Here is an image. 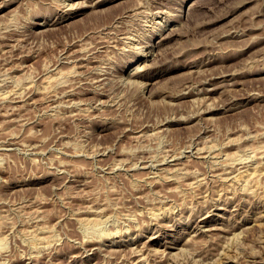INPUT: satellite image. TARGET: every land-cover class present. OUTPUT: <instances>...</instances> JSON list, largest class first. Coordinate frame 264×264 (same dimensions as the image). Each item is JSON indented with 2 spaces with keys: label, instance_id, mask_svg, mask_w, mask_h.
<instances>
[{
  "label": "rangeland",
  "instance_id": "374dc122",
  "mask_svg": "<svg viewBox=\"0 0 264 264\" xmlns=\"http://www.w3.org/2000/svg\"><path fill=\"white\" fill-rule=\"evenodd\" d=\"M0 94V264H264V0H0Z\"/></svg>",
  "mask_w": 264,
  "mask_h": 264
},
{
  "label": "bare ground",
  "instance_id": "6f19581e",
  "mask_svg": "<svg viewBox=\"0 0 264 264\" xmlns=\"http://www.w3.org/2000/svg\"><path fill=\"white\" fill-rule=\"evenodd\" d=\"M217 2H218V1H217ZM160 3H161V2H160ZM149 5H150V4H149ZM146 8H147V7H146ZM146 8H145V9H146ZM149 8H150V7H149ZM161 8H162V7H161ZM140 9H141V8H140ZM156 10H157V9H156ZM160 10H161V9H160ZM146 11H147V10H146ZM148 11H149V10H148ZM150 11H151V10H150ZM169 12H170V11H169ZM138 13H139V12H138ZM143 13H144V12H143ZM146 13H147V12H146ZM150 13H151V12H150ZM155 13H156V12H155ZM138 15H139V14H138ZM159 15H160V14H159ZM131 19H132V18H131ZM134 21H135V20H134ZM145 21H146V20H145ZM167 22H168V21H167ZM115 23H116V22H115ZM145 25H146V24H145ZM163 27H164V26H163ZM142 29H143V28H142ZM155 29H158V28H155ZM160 29H161V28H160ZM162 29H163V28H162ZM158 30H159V29H158ZM141 31H142V30H141ZM134 33H135V32H134ZM168 34H169V33H168ZM144 35H145V34H144ZM140 39H141V38H140ZM164 39H165V38H164ZM167 39H168V38H167ZM161 41H162V40H161ZM127 43H128V42H127ZM129 44H130V43H129ZM139 44H141V43H139ZM134 46H135V45H134ZM149 46H150V45H149ZM135 47H136V46H135ZM137 47H138V46H137ZM144 50H145V49H144ZM148 51H149V50H148ZM71 58H72V57H71ZM71 58H70V59H71ZM75 58H76V57H75ZM76 59H77V58H76ZM79 62H80V61H79ZM139 62H140V61H139ZM212 62H213V61H212ZM75 63H76V62H75ZM145 63H146V62H145ZM81 65H82V64H81ZM143 65H144V64H143ZM75 67H76V66H75ZM95 67H96V66H95ZM139 67H140V65L137 66V71L139 70ZM95 69H96V68H95ZM57 70H58V69H57ZM59 70H60V69H59ZM68 71H70V70H68ZM73 71H74V70H73ZM97 71H98V70H97ZM64 72H65V70H64ZM104 72H105V71H104ZM223 72H224V71H223ZM62 73H63V72H62ZM67 73H68V72H67ZM225 73H226V72H225ZM229 73H230V72H229ZM229 73H228V74H229ZM48 74H49V73H48ZM50 74H51V73H50ZM129 74H130V73H129ZM78 75H79V74H78ZM131 75H132V74H131ZM48 77H49V76H48ZM53 77H54V75H53ZM53 77H52V78H53ZM58 77H60V76H58ZM61 77H62V76H61ZM131 77H132V76H131ZM52 78H49V79L51 80ZM76 78H77V77H76ZM95 78H96V77H95ZM120 78H121V77H120ZM132 78H134V76H133ZM207 78H208V77H207ZM49 79H48V80H49ZM60 79H61V78H60ZM62 79H63V78H62ZM99 79H100V78H99ZM127 79H128V78H127ZM202 79H203V78H202ZM205 79H206V78H205ZM227 79H228V78H226V80H227ZM4 80H5V79H4ZM4 80H3V81H4ZM7 80H8V79H7ZM48 80H47V81H48ZM50 80H49V81H50ZM54 80H55V79H54ZM133 80H134V79H133ZM133 80H132V82H133ZM139 80H140V79H139ZM199 80H201V79H199ZM93 81H94V80H93ZM98 81H99V80H98ZM135 81H136V80H134L133 84L135 83ZM137 81H138V80H137ZM194 81H195V80H194ZM196 81H197V80H196ZM211 81H212V80H211ZM123 82H124V81H123ZM127 82H128V80H127ZM130 82H131V79H130ZM132 82H131V83H132ZM52 83H53V82H52ZM139 83H140V82H139ZM141 83H142V82H141ZM48 84H49V83H48ZM136 84H137V83H136ZM143 84H144V83H143ZM31 85H32V84H31ZM190 87H191V86H190ZM195 88H196V87H195ZM1 89H2V88H1ZM36 91H37V90H36ZM67 91H68V90H67ZM100 92H101V91H100ZM69 93H70V91H69ZM101 93H102V92H101ZM196 93H197V92H196ZM182 94H183V93H182ZM194 94H195V93H194ZM0 96H1V94H0ZM5 96H6L5 93H4V96H3V94H2V97H5ZM7 97H8V96H7ZM95 98H96V97H95ZM196 98H197V97H196ZM198 98H199V97H198ZM1 100H2V99H1ZM63 101H64V100H63ZM236 104H237V103H236ZM59 105H60V104H59ZM231 105H232V104H231ZM244 105H245V104H244ZM71 107H72V106H71ZM227 107H228V106H227ZM75 108H76V107H75ZM97 108H98V107H97ZM87 109H88V108H87ZM77 110H78V109H77ZM98 111H99V109H98ZM202 111H203V110H202ZM54 113H57V112H54ZM73 113H74V112H73ZM76 113H77V112H76ZM58 114H59V113H58ZM58 114H57V115H58ZM59 115H61V114H59ZM49 116H50V115H49ZM54 116H55V115H54ZM189 116H190V115H189ZM190 117H191V116H190ZM187 118H188V117H187ZM200 119H201V118H200ZM188 120H189V119H188ZM163 123H164V122H163ZM160 127H161V126H160ZM207 127H208V126H207ZM154 131H155V130H154ZM160 131H161V130H160ZM154 133H155V132H154ZM157 133H158V132H157ZM152 134H153V133H152ZM145 136H146V135H145ZM211 140H212V139H211ZM198 141H199V139H198ZM204 141H205V140H204ZM201 142H202V140H201ZM205 142H206V141H205ZM208 142L210 143V141H208ZM209 143H208V144H209ZM215 143H216V142H215ZM205 145H206V144H205ZM212 145H213V144H212ZM215 145H216V144H215ZM216 146H217V145H216ZM200 147H202V149H204L203 146H200ZM209 147H210V146H209ZM209 147H208V148H209ZM211 147H212V149H213V146H211ZM221 147H223V146H221ZM205 148H206V147H205ZM208 148H207V149H208ZM223 148H224V147H223ZM196 149H197V148H196ZM207 149H206V151H207ZM210 149H211V148H210ZM210 149H209V151H210ZM212 149H211V150H212ZM240 149H241V148H240ZM218 150H221V149H218ZM223 150H224V149H223ZM199 151H200V148H199V150L197 151V153H199ZM226 151H227V150H226ZM238 151H239V150H238ZM245 151H246V150H245ZM200 152H201V151H200ZM202 152H203V150H202ZM202 152H201V153H202ZM207 152H208V151H207ZM241 152H243V151H241ZM216 153H217V152H216ZM218 153H219V151H218ZM221 153H222V152H221ZM223 153H224V152H223ZM236 153H237V152H236ZM243 153H244V152H243ZM183 154H184V153H183ZM199 154H200V153H199ZM203 154H204V153H202L201 155H203ZM205 154H206V153H205ZM209 154H210V153H209ZM212 154H213V153H212ZM224 154H225V153H224ZM231 154H232V153H231ZM239 154H240V153H239ZM244 154H245V153H244ZM254 154H255V153H254ZM169 155H170V154H169ZM206 155H208V153H207ZM216 155H217V154H216ZM241 155H242V154H241ZM246 155H247V154H246ZM187 156H188V155H187ZM203 156H204V155H203ZM225 156H226V155H225ZM227 156H228V155H227ZM242 156H243V155H242ZM248 156H249V155H248ZM191 157H192V156H191ZM197 157H198V156H197ZM228 157H229L230 162H231V160L235 159V158H234L235 156L233 157V154H232V157H230V156H228ZM228 157H227V158H228ZM238 157H239V156H238ZM243 157H245V156H243ZM251 157H252V156H251ZM253 157H254V156H253ZM224 158H225V157H224ZM240 158H241V157H240ZM247 158H248V157H247ZM249 158H250V157H249ZM216 159H217V158H216ZM222 159H223V158H222ZM237 159H238V158H237ZM164 160H165V159H164ZM172 160H173V159H172ZM214 160H215V159H214ZM229 160H228V161H229ZM238 160H239V159H238ZM247 160H248V159H247ZM215 161H216V160H215ZM234 161H236V160H234ZM249 161H250V160H249ZM138 162H139V161H138ZM161 162H162V161H161ZM224 162H225V161H224ZM226 162H227V161H226ZM226 162H225V163H226ZM230 162H228V164H229ZM236 162H237V161H236ZM176 163H177V162H176ZM220 163H221V162H220ZM231 163L234 164L235 162H231ZM243 163H244V162H243ZM136 164H137V163H136ZM145 164H146V163H145ZM233 164H232V167H233ZM257 164H258V162H257ZM234 165H235V164H234ZM246 165H247V164H246ZM259 165H260V163H259ZM262 165H263V164H262ZM164 166H165V165H164ZM215 166H216V165H215ZM226 166H227V165H226ZM247 166H248V165H247ZM250 166H251V165H250ZM254 166H255V164H254ZM257 166H258V165H257ZM257 166H255V167H257ZM135 167H136V166H135ZM144 167H145V166H144ZM161 167H162V165H161ZM181 167H182V166H181ZM181 167H180V169H181ZM245 167H246V166H245ZM165 168H166V167H165ZM169 168H171V167H169ZM217 168H218V167H217ZM222 168H223V165H222ZM225 168H226V167H225ZM230 168H231V167H230ZM234 168H235V167H234ZM250 168L253 169L254 167H250ZM61 169H62V168H61ZM138 169H139V168H138ZM237 169H238V168H237ZM252 169H251V170H252ZM126 170H127V169H126ZM164 170H165V169H164ZM170 170H171V169H170ZM214 170H215V169H214ZM216 170H217V169H216ZM251 170L248 171V170H245V169L243 170V168H242V169L239 168L238 171L236 170L237 172L234 171V173H231V174H232V178H234L235 180L238 181V180H241V179H243V178L245 179V177H246V178H247L246 180H248V182H247V181H246V182H247L248 184H249V183L251 184V185H249V186H252V189H253V190H254V188L257 190L258 187H259V184H258V180H259V179H258V176H259V174H262V175L264 174V166H261V165H260V167H257V168H255V169H253L252 171H251ZM61 171H62V170H61ZM65 171H66V170H65ZM165 171H166V170H165ZM156 172H158V171H156ZM162 172H163V170H162ZM169 172H170V171H169ZM180 172H181V170H180ZM180 172H179V173H180ZM189 172H190V170H189ZM214 172H215V171H214ZM154 173H155V171H154ZM159 173H160V172H159ZM166 173H167V172H166ZM173 173H174V172H173ZM179 173L177 172V174H179ZM185 173H186V172H185ZM215 173H216V172H215ZM223 173H224V172H223ZM169 174H170V173H169ZM183 174H184V173H183ZM183 174H182V175H183ZM196 174H197V173H196ZM213 174H214V173H213ZM160 175H161V174H160ZM191 175H192V173H191ZM174 176H175V175H174ZM174 176H172V177L174 178ZM187 176H188V175H187ZM187 176H186V177H187ZM228 176L230 177L231 175H228ZM169 177H170V176H169ZM177 177H178V176H177ZM179 177H180V176H179ZM184 177H185V176H184ZM190 177H191V176H190ZM206 177H207V176H206ZM221 177H222V176H221ZM193 178H194V177H193ZM203 178H204V177H203ZM152 179H153V178H152ZM157 179H158V178H157ZM210 180H211V179H210ZM218 180H219V179H218ZM218 180H217V181H218ZM154 181H155V178H154ZM156 181H157V180H156ZM203 182H204V181H203ZM215 182H216V181H215ZM228 182H229V181H228ZM246 182H245V183H246ZM191 183H192V182H191ZM207 183H208V182H207ZM233 183H234V182H233ZM238 183H241V182H238ZM238 183H237V184H238ZM230 184H231V181H230ZM248 184H247V185H248ZM193 185H195V184H193ZM219 185H220V184H219ZM243 185H245V184H243ZM243 185H242V186H243ZM247 185H246V186H247ZM200 186H201V185H200ZM222 186H223V185H222ZM233 186H234V185H233ZM246 186H245V187H246ZM223 187H224V186H223ZM225 187H226V186H225ZM234 187H235V186H234ZM219 189H220V188H219ZM234 189H236V188H234ZM243 189H244V188H243ZM247 189H249L248 186H247ZM250 189H251V188H250ZM250 189H249V190H250ZM252 189H251V190H252ZM212 191H213V190H212ZM220 191H221V190H220ZM237 192H238V191H237ZM244 192H246V189H245ZM252 192H253V191H252ZM225 194H226V193H225ZM256 194H257V193H256ZM256 194H255V195H256ZM204 195H205V194H204ZM211 195H212V194H211ZM235 195H237V194H235ZM250 195H251V194H250ZM222 198H223V197H222ZM237 198H238V197H237ZM253 198H254V197H253ZM166 199H167V198H166ZM166 199H165V200H166ZM214 200H215V199H214ZM240 200H241V199H240ZM204 201H205V200H204ZM224 201H225V200H224ZM209 202H211V201H209ZM226 202H227V201H226ZM237 202H238V201H237ZM239 202H240V201H239ZM224 203H225V202H224ZM174 204H175V203H174ZM174 204H173V205H174ZM177 205H178V204H177ZM152 206H153V205H152ZM175 206H176V205H175ZM195 206H196V205H195ZM206 206H207V204H206ZM154 207H155V206H154ZM156 207H157V206H156ZM193 207H194V206H193ZM225 207H226V206H225ZM229 208H230V207H229ZM232 208H233V207H232ZM238 208H239V207H238ZM99 209H100V208H99ZM103 209H104V208H103ZM155 209H156V208H155ZM179 209H180V208H179ZM211 209H212V208H211ZM88 210H89V209H88ZM91 210H92V209H91ZM231 210H232V209H231ZM95 211H96V210H95ZM180 211H181V210H180ZM182 211H183V210H182ZM198 211H199V210H198ZM97 212H98V211H97ZM97 212H95V213H97ZM101 212H102V211H101ZM143 212H146V211H143ZM158 212H159V211H158ZM207 212H208V211H207ZM235 212H236V211H235ZM84 213H85V212H84ZM92 213H93V212H92ZM105 213H106V212H105ZM154 213H155V212H154ZM165 213H166V212H165ZM159 214H160V213H159ZM161 214H162V213H161ZM234 214H235V213H234ZM97 215H98V213H97ZM97 215H96V216H97ZM149 215H150V214H149ZM151 215H152V214H151ZM157 215H158V214H157ZM169 215H170V214H169ZM183 215H184V214H183ZM111 216H112V215H111ZM193 216H194V215H193ZM203 216H204V215H203ZM229 216H231V215H229ZM262 216H263V215H262ZM72 217H73V216H72ZM81 217H82V216H81ZM81 217H78V218L82 219ZM84 217H85V216H84ZM97 217H98V216H97ZM105 217H106V216H105ZM147 217H148V216H147ZM153 217H154V216H153ZM223 217H224V216H223ZM86 218H87V217H86ZM88 218H89V217H88ZM91 218H92V217H91ZM98 218H99V217H98ZM106 218H107V217H106ZM108 218H109V217H108ZM192 218H193V217H192ZM194 218H195V217H194ZM71 219H72V218H71ZM76 219H77V218H76ZM92 219H93V218H92ZM134 219H135V218H134ZM150 219H151V218H150ZM203 219H204V218H203ZM203 219H202V220H203ZM229 219H230V218H229ZM229 219H228V220H229ZM84 220H85V219H84ZM84 220H83V221H84ZM88 220H91V219H87V221H88ZM94 220H96V217H95ZM97 220L99 221V219H97ZM97 220L94 222L93 225H95V223L98 222ZM106 220H107V219H106ZM106 220H105V221H106ZM154 220H155V219H154ZM160 220H161V219H160ZM160 220H159V221H160ZM197 220H198V219H197ZM253 220H254V219H253ZM260 220H261V219H260ZM263 220H264V219H263ZM81 221H82V220H81ZM87 221H86V223L89 225V223H88L89 221H88V222H87ZM101 221H102V220H101ZM103 221H104V220H103ZM132 221H133V220H132ZM164 221H165V220H164ZM90 222H91V221H90ZM115 222H116V221H115ZM155 222H156V221H155ZM254 222H255V221H254ZM86 223H84V224L86 225ZM112 223H113V222H112ZM118 223H119V222H118ZM134 223H135V222H134ZM162 223H163V222H162ZM164 223H165V222H164ZM179 223H180V222H179ZM201 223H202V222H201ZM223 223H224V222H223ZM82 224H83V223H82ZM96 224H97V223H96ZM127 224H128V223H127ZM93 225H91V226L93 227V228H92L93 230L98 229V228L94 227ZM101 225H102V224H101ZM104 225H105V224H104ZM107 225H108V224H107ZM118 225H119V224H118ZM136 225H137V224H136ZM161 225H162V224H161ZM163 225H164V224H163ZM163 225H162V226H163ZM230 225H231V224H230ZM80 226H81V225H80ZM82 226H83V225H82ZM86 226H87V225H86ZM96 226L98 227V225H96ZM102 226H103V225H102ZM120 226H122V225H120ZM120 226H119V227H120ZM129 226H130V225H129ZM231 226H232V225H231ZM235 226H236V225H235ZM39 227H40V226H39ZM41 227H42V226H41ZM88 227H89V226H88ZM88 227H87V230H89ZM109 227H110V226H109ZM130 227H131V226H130ZM168 227H169V226H168ZM201 227H202V225H201ZM219 227H220V226H219ZM225 227H226V226H225ZM225 227H224L223 229H225ZM94 228H95V229H94ZM159 228H160V227H159ZM216 228H217V227H216ZM228 228H229V227H228ZM92 229H91V230H92ZM200 229H201V228H200ZM205 229H206V228H205ZM243 229H244V228H243ZM247 229H248V228H247ZM40 230H41V229H40ZM85 230H86V229H85ZM128 230H129V229H128ZM128 230H127V231H128ZM103 231H104V230L101 231L102 234H103ZM117 231H118V230H117ZM132 231H133V230H132ZM48 232H49V231H48ZM83 232L86 233V231H83ZM94 232H95V231H94ZM98 232H99V231H98ZM105 232H106V231H105ZM111 232H112V230H111ZM114 232H115V231H113L112 233L114 234ZM120 232H121V231H120ZM204 232H206V231H204ZM36 233H37V232H36ZM109 233H110V232H109ZM112 233H111V235H112ZM40 234H41V233H40ZM86 234H88V233H86ZM93 234H94V233H93ZM107 234H108V233H107ZM118 234H119V233H118ZM193 234H195V233H193ZM238 234H239V233H238ZM83 235H84V234H83ZM104 235L106 236V234H103L102 236H104ZM190 235H191V234H190ZM235 235H237V234H235ZM43 236H44V235H43ZM50 236H51V235H50ZM56 236H57V235H56ZM56 236H55V237H56ZM92 236H93V235H92ZM105 236H104V238H105ZM115 236H116V234H115ZM191 236H193V235H191ZM6 237H7V236H6ZM37 237H38V236H37ZM45 237H48V236H45ZM51 237H52V236H51ZM55 237H54V239L57 238V237H56V238H55ZM81 237H82V235H81ZM83 237H84V236H83ZM100 237H101V235H100ZM106 237H107V236H106ZM108 237H109V236H108ZM59 238H60V237H59ZM84 238H86V237H84ZM97 238H98V237H97ZM97 238H96V239H97ZM104 238H103V239H104ZM189 238H190V240H191V237H189ZM235 238H236V237H235ZM238 238H239V237H238ZM42 239H44V238H42ZM42 239H41V237H39L38 239L35 238V240L32 239V240H33V244H34L35 246H37V247L39 246L38 248H40V247H41L40 245H41L42 243L44 244V242L46 241V240H42ZM54 239H53V240H54ZM76 239H77V238H76ZM232 239H233V238H232ZM1 240L4 242L3 239H1ZM60 240H61V239H60ZM80 240H81V239H80ZM84 240H85V239H83V241H84ZM87 240H88V239H87ZM90 240H91V238H90ZM99 240H100V239H99ZM99 240H98V242H101V240H100V241H99ZM2 241H0V242H2ZM50 241H51V240H50ZM83 241H82V242H83ZM85 241H86V240H85ZM85 241H84V242H85ZM88 241H89V240H88ZM239 241H240V240H239ZM86 242H87V241H86ZM86 242H85V243H86ZM89 242H90V241H89ZM98 242H97V244H98ZM102 242H103V241H102ZM119 242H120V241H119ZM45 243H47V242H45ZM49 243H50V244H48V245H51V242H49ZM54 243H55V242H54ZM57 243H58V242H57ZM87 243H88V242H87ZM87 243H86V244H87ZM110 243H111V242H110ZM122 243H123V242H122ZM227 243H228V241H227ZM237 243H239V242H237ZM0 244H1V243H0ZM52 244H53V243H52ZM58 244H59V243H58ZM139 244H140V243H139ZM225 244H226V243H225ZM34 245H33V246H34ZM46 245H47V244H46ZM80 245H81V244H80ZM119 245H120V244H119ZM222 245L224 246V244H222ZM226 245H227V244H226ZM229 245H230V244H229ZM234 245H235V244H234ZM31 246H32V245H31ZM128 246H129V245H128ZM2 247H3V243H2ZM51 247H52V246H51ZM54 247H55V246H54ZM58 247H59V246H58ZM75 247H76V246H75ZM221 247H222V246H221ZM0 248H1V247H0ZM4 248H5V246H4ZM46 248H47V247H46ZM48 248H49V246H48ZM92 248H93V247H92ZM102 248H103V247H102ZM121 248H122V247H121ZM57 249H58V248H57ZM122 249H123V248H122ZM141 249H142V248H141ZM38 250H39V249H38ZM59 250H60V249H59ZM105 250H106V249H105ZM139 250H140V249H139ZM142 250H143V249H142ZM96 251H97V250H96ZM106 251H107V250H106ZM117 251H118V250H117ZM136 251H137V250H136ZM180 251H181V250H180ZM0 252H1V251H0ZM3 252H4V251H3ZM3 252H2V253H3ZM35 252H36V251H35ZM52 252H53V251H52ZM54 252H55V250H54ZM110 252H111V251H110ZM114 252H116V251H114ZM114 252H113V253H114ZM138 252H139V251H138ZM223 252H224V251H223ZM235 252H236V251H235ZM238 252H239V250H238ZM36 253H37V252H36ZM93 253H94V252H93ZM135 253H136V252H135ZM149 253H150V252H149ZM171 253H172V252H171ZM171 253H170V254H171ZM174 253H175V252H174ZM219 253H220V252H219ZM5 254H6V253H5ZM53 254H54V253H53ZM72 254H73V253H72ZM84 254H85V252H84ZM110 254H112V252H111ZM118 254H120V253H118ZM137 254H138V253H137ZM146 254H147V253H146ZM150 254H151V253H150ZM165 254H166V253H165ZM172 254H173V253H172ZM176 254H178V253H176ZM176 254H175V255H176ZM47 255H48V254H47ZM108 255H109V254H108ZM108 255H107V256H108ZM152 255H153V254H152ZM180 255H181V254H180ZM226 255H227V254H226ZM238 255H239V254H238ZM7 256H8V255H7ZM145 256H146V255H144V257H145ZM231 256H233V255H231ZM21 257H22V256H21ZM37 257H38V256H37ZM163 257H164V256H163ZM163 257H162V258H163ZM170 257H171V255H170ZM182 257H183V256H182ZM219 257H221V256H219ZM238 257H239V256H238ZM39 258H40V257H39ZM141 258H142V257H141ZM172 258H173V257H172ZM176 258H177V257H176ZM216 258H217V257H216ZM244 258H245V257H244ZM26 259H27V258H26ZM177 259H178V258H177ZM224 259H225V257H224ZM11 260H12V259H11ZM31 260H32V259H31ZM155 260H156V259H155ZM171 260H172V259H171ZM186 260H187V259H186ZM203 260H204V259H203ZM217 260H218V259H217ZM221 260H222V259H221ZM225 260H226V259H225ZM225 260H223V261H225ZM20 261H21V260H20ZM29 261H30V260H29ZM34 261H35V260H34ZM147 261H148V260H147ZM168 261H169V260H168ZM181 261H182V260H181ZM194 261H195V260H194ZM200 261H201V260H200ZM207 261H208V260H207ZM207 261H206V262H207ZM214 261H215V260H214ZM3 262H4V261H3ZM25 262H26V260H25ZM25 262H24V263H25ZM157 262H158V261H157ZM161 262H163V261H161ZM177 262H178V261H177ZM210 262H212V261H210ZM26 263H28V262H26ZM26 263H25V264H26ZM168 263H169V262H168ZM170 263H171V262H170ZM185 263H187V262H185ZM203 263H204V262H203ZM219 263H220V261H219ZM224 263H225V262H224ZM248 263H249V262H248ZM30 264H31V263H30ZM35 264H36V263H35ZM59 264H60V263H59ZM74 264H75V263H74ZM172 264H173V263H172ZM190 264H191V263H190ZM192 264H193V263H192ZM196 264H197V263H196ZM201 264H202V263H201ZM207 264H209V263L207 262ZM220 264H221V263H220ZM244 264H245V263H244Z\"/></svg>",
  "mask_w": 264,
  "mask_h": 264
}]
</instances>
